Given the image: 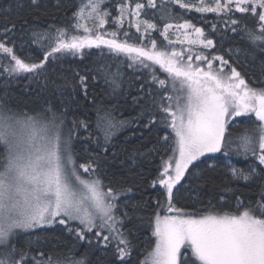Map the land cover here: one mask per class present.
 Segmentation results:
<instances>
[{
	"label": "snow or ice",
	"instance_id": "obj_1",
	"mask_svg": "<svg viewBox=\"0 0 264 264\" xmlns=\"http://www.w3.org/2000/svg\"><path fill=\"white\" fill-rule=\"evenodd\" d=\"M30 3L37 5L38 0H30ZM103 4L104 0H88L87 5L73 13L75 23L57 29L55 34L50 31L52 26L40 29L37 24L31 25L32 44L43 51V59L38 63H26L15 54L14 47L7 46L8 34L15 32V23L3 29L5 39L0 40V54L10 58L3 73L12 78L20 73L35 74L31 79L37 83L40 92L48 91L51 84L55 99L45 101L39 110L29 111L19 103L13 105L14 93L0 94V264H87L88 255L77 256L75 245L65 252L47 255L37 251L41 246L38 241H33L29 230H43L44 226L52 225L63 226L76 241H84L94 234L95 244L100 249H107L115 241L112 264H128L133 250L128 238L132 229H125V224L136 227L133 222L142 219L136 214L144 205L132 203L129 210L130 198L120 204L121 191L111 182L105 184L100 176V152L87 153L86 163L78 164L80 157L75 151L77 141L90 142L102 149L107 158V149L115 148L113 138L116 133L131 123L128 119L117 118V113L122 115L120 101L131 95L129 89L135 83L132 78L126 79L123 65L116 63L121 54L130 61L127 62L129 69L139 63L144 71L158 65L167 73V79L152 75L153 87L147 92L141 84L136 89L139 95L132 96V103L141 107L140 117H151L145 128L159 124V130L165 131L158 143H168L167 130L171 129L176 142L173 151L178 152L169 157L160 177L153 181V185L159 183L165 190L169 214L156 215L152 231L155 244L140 264H264V167H261L264 166V87L250 86L236 67H231L227 73L230 65L223 56L210 59L203 51H196L214 50L215 43L206 38L202 28L188 20L175 25L166 23L160 31L157 24L137 19V32L142 26L144 28L141 40L148 38L149 30L160 31L168 41L166 47L172 48L171 53L157 51L155 40L148 50L127 40L121 42L115 38L116 32L111 33L114 38L106 39L99 32L110 18V13L101 8ZM175 6L224 15L233 14L235 6L236 13L258 16L256 29L241 26L239 20L228 21L225 27L264 54V0H160L159 5L157 0H147L146 4L135 3L134 8L121 0L118 5L120 15L112 18V23L122 30L120 26L125 15L130 13L139 18L145 8L158 9L162 20L170 19ZM15 7L17 10L23 7L20 0H16ZM5 11L10 12V9ZM89 22L92 27L88 26ZM23 24L27 25L28 21L24 20ZM172 28L177 32L184 30L183 39L177 36L180 45H188L183 51H177L176 42L168 39ZM81 29L85 35L66 38L69 30ZM212 31H219L217 24L212 25ZM101 45L107 46L108 53L101 49L100 56L81 70L83 74L75 71L71 79L63 75L57 77L62 83L49 82L47 75L41 80L42 70L50 58L83 56V49L100 48ZM45 48L48 50L44 51ZM232 51L229 49L230 53ZM235 51L239 53L240 49ZM252 57L255 59V53ZM97 81L103 82L105 95L116 103L97 100L95 92L90 91ZM253 83L264 84V60L260 62V79H254ZM85 102L91 105L88 111L94 115L73 119L65 133L68 111L85 107ZM249 114L255 115V121ZM157 115L160 116L158 121ZM81 130L86 133L84 137L79 135ZM205 153H223L225 157L235 153L246 159L250 154L253 163L247 170L228 163L223 171L228 183L257 182V199L248 200L245 207L240 197H236L235 213L197 215L194 211L174 207V189L182 180L189 181L185 187L193 195V207L202 203V193L210 183H215V164L204 169L194 164ZM117 154L114 151L113 157ZM149 154L138 152L128 156L131 161L128 171L132 172L138 163L137 157ZM123 191L131 192L132 188ZM223 191L232 192L233 189L225 187ZM220 199L225 197L221 195ZM160 203L157 199V204ZM22 236L28 238L20 247ZM88 244L91 247L92 240H88ZM182 249L185 250L183 253Z\"/></svg>",
	"mask_w": 264,
	"mask_h": 264
},
{
	"label": "trees",
	"instance_id": "obj_2",
	"mask_svg": "<svg viewBox=\"0 0 264 264\" xmlns=\"http://www.w3.org/2000/svg\"><path fill=\"white\" fill-rule=\"evenodd\" d=\"M87 0H38L37 5H32L30 0H20L23 7L17 10L15 7L16 0H0V40H4L3 29L11 27L13 23L16 25L15 32L8 34L7 46L14 47L15 54L24 59L26 63H38L43 59V51L39 49L37 45L32 44L30 26L33 24L39 25L40 29L49 28L50 31L55 34L57 29L68 28L74 24L72 19L73 13L77 12L79 8ZM121 0H104V4L101 6L103 11L110 13L108 22L100 29V33L105 35L106 39L114 38L111 33L116 32L121 42L127 40L128 43L135 46H144L148 50H151L152 41H157V51H167L171 53L172 48L166 47L168 41L160 35V31L163 30L164 24L171 23L173 25L183 23L188 20L195 27L202 28L206 33V38L214 40L215 49L201 50L210 59L213 56H223L225 60L229 61V67L226 69L229 73L231 67H236L238 71L245 77L246 81L252 87H264V84L253 83V80L260 79V62L264 60V54L252 48L245 40L240 38L239 34L233 33L230 28L225 27V23L231 20H239L240 25H246L248 28L256 29L258 16L251 14H241L235 12V6H233V14L224 15L216 13H199L195 9L184 10L175 6L172 18L161 19L158 9L153 10L145 8L142 11L140 19L149 20L151 23L157 24L160 31L149 30L150 35L147 39L141 40L144 35V28H141L140 32H137L136 28L128 23L123 22L122 30L112 23V18L119 16L118 5ZM124 2L131 7H135V3H147V0H124ZM188 2V0H185ZM198 2V0H196ZM211 2V0H210ZM157 4H160V0H157ZM169 7H172L171 5ZM6 9H10V12H6ZM27 20L28 24H23V21ZM217 24L219 31L213 33L212 25ZM92 27V26H89ZM175 29V28H172ZM191 30V29H190ZM125 33L128 35L125 36ZM96 33L94 32L93 35ZM73 35L83 36L85 33L82 30L75 31L69 30L68 37ZM223 37V38H222ZM171 41V40H170ZM188 45H180L176 42L175 48L177 51H183ZM239 48L240 52L235 50ZM101 49L104 53H108L107 46L101 45L100 48L95 46L91 49H83V56H71V55H57L54 58H50L47 67L42 70L41 80L44 79V75H47L49 82L56 80L57 83H62L57 77L63 75L71 79L73 72L81 71L86 66H89L91 62L100 56ZM229 49L233 51L230 53ZM48 49L45 48L44 51ZM252 53H255V59L252 57ZM115 59V57H113ZM187 57L185 56V60ZM10 58L6 55L0 54V94L7 91L10 94L14 93L16 99L13 101L15 106L17 103L21 107H27L29 111L39 110L45 101L49 99H55V94L51 89V84L46 92L41 93L40 89L35 81L31 79L32 75L28 73H20L14 78L8 77L3 73V67L9 64ZM127 57L125 54H121L116 63L123 65V71L125 72L126 79L132 78L134 80V87L130 88L131 95L123 98L120 103L122 108L120 111L122 115L117 113L118 119H128L131 123L125 126L122 130L118 131L113 138L115 148L109 147L107 149V158L103 156V150L97 149L94 144L88 142L85 144L83 141H77L75 143V151L79 153L78 163L84 164L88 160L87 153H101V168L100 176L103 178L105 184L111 182L112 186L121 191L119 197L120 204H123L125 200L130 198L129 210L131 204L141 202L144 206L136 215L141 217L140 220H135L132 224H125V229H132L129 239L132 242L133 250L128 260V264H140V261L144 259V255L149 252L153 246V219L157 211H159L164 204H167L165 190L160 185H153V181L158 180L160 168L162 164L173 154V142L174 134L171 133V129L167 132L170 135V139L167 144L162 141L158 143L161 137L165 135V131H161L160 125L150 126L145 128L144 125L151 119L150 116L140 117L141 107L132 103V96L139 95L136 91L141 84L144 85V91H149L153 87L151 84L152 75L157 76L159 79H167V73L159 68L158 65H152L147 71H144L140 64L137 63L133 68L127 67ZM151 64L152 62H147ZM219 65V62H216ZM153 68L155 71L153 72ZM81 74L83 72L81 71ZM139 78V79H137ZM78 79V77H77ZM127 88V84L124 85ZM106 86L102 81H97L93 89L97 100L103 99L106 103H116L115 100H110L105 95ZM164 95V93H160ZM143 103V102H142ZM165 103H167L165 101ZM86 106L77 109L76 111H68L66 121L67 129L71 127L73 119H87L94 114L88 109L90 104L85 102ZM251 119L255 121V117L251 114ZM157 121L160 116L157 115ZM240 122V121H238ZM79 135L84 137L86 133L80 131ZM235 147V145H233ZM85 148L87 152H85ZM155 149V150H153ZM2 151V150H0ZM118 153L113 157V152ZM138 152H150L145 157H137L138 163L133 166L132 172L128 171V164L131 163L127 159L133 153ZM121 161L124 163L121 164ZM231 163L233 167L238 169L247 170L250 163H253L251 155L246 159L244 155H236L233 153L231 156L225 157L223 153H211L202 156L194 164L197 168L204 169L209 164L216 165V172L213 173L215 183H210L202 193L203 201L193 207V195L189 189L185 186L189 184L188 180H182L178 184L175 191V198L173 204L176 208L183 209L189 212H196V214H224L235 213L237 208L236 197H240V200L247 206L248 200L255 201L257 199L256 193L259 191L257 182L251 184L243 181L228 183V178L225 177L224 171L226 165ZM191 167V166H190ZM263 167V166H261ZM196 169H193L195 171ZM131 187V192H124L123 189ZM225 187L233 189L232 192L223 191ZM223 195L224 200L220 197ZM157 199L160 200V204H157ZM209 201L211 206H209ZM119 210L117 215L120 214ZM243 209H241L242 211ZM32 239L34 242L39 243L41 246L37 251H43L45 255L49 252H65L68 247L76 246V255L81 256L88 255L87 264H112L113 251L115 248V241L111 243V246L107 249L97 248L95 244L94 234H90L84 241H76L74 235L69 234L68 231L60 225H52L45 227L43 230L33 229ZM27 236L21 237V243L18 245L23 246L22 241L26 240ZM88 240H92V246L88 244ZM55 246V247H54ZM35 254V252H33Z\"/></svg>",
	"mask_w": 264,
	"mask_h": 264
},
{
	"label": "rangeland",
	"instance_id": "obj_3",
	"mask_svg": "<svg viewBox=\"0 0 264 264\" xmlns=\"http://www.w3.org/2000/svg\"><path fill=\"white\" fill-rule=\"evenodd\" d=\"M87 3H88V0L81 6V7H83L84 5H87ZM132 8H134V7H132ZM85 15H87V12H85ZM120 15V14H119ZM137 19L139 20V21H142L141 19H140V17L139 18H136V17H133V16H131V14L129 13V14H127V15H125V17H124V21L123 22H125V23H128L129 25H132L134 28H136L135 27V23H136V21H137ZM88 26H92V24H91V22H89V25ZM141 28H143V26L141 27ZM82 30V29H81ZM83 31V30H82ZM101 30H99V32H100ZM183 29H181V30H179V32H177V30L176 29H169V40H171V41H175V42H178L177 41V36L178 35H180V38L181 39H183V36L181 35L182 33H183ZM189 32H192V30H190L189 29ZM193 37H194V32H193ZM187 45V44H186ZM217 67H219V65H217ZM227 71V70H226ZM227 73H228V71H227ZM229 73H230V71H229ZM249 115H251V114H249ZM254 117H255V115L254 114H252ZM174 139H175V136H174ZM176 148V142H175V140H174V142H173V149H175ZM207 154H211V153H205V155H207ZM173 155H178V152L177 153H174V151H173V154H172V156ZM201 158V157H200ZM167 161V160H166ZM165 161V162H166ZM165 162L161 165L162 166V168H160V172H159V177H160V174L162 173V171H163V168H164V165H165ZM78 163V162H77ZM78 164H80V163H78ZM173 167H174V161H173ZM264 167V166H263ZM80 171H81V173L82 174H84L83 173V169H80ZM85 176L87 175V174H84ZM156 185H159V183H156ZM161 186V185H160ZM106 190V189H105ZM118 199H119V197H118ZM174 205V204H173ZM174 207H175V205H174ZM157 214H159L160 216H164V215H167V214H169L168 212H167V204H164V206L159 210V211H157V213L155 214V216H154V219H153V227H154V221H155V217H156V215ZM197 215H202V214H197ZM73 227L75 226V224H73L72 225ZM45 227H48V226H44V228ZM33 230V229H32ZM30 231V230H29ZM105 235H107V232H105L104 233ZM153 239H154V241H153V246H152V248L154 247V244H155V238L153 237ZM151 248V249H152ZM151 251V250H150ZM185 250L184 249H182V253L184 252ZM187 252H188V254L190 255V249H188L187 250Z\"/></svg>",
	"mask_w": 264,
	"mask_h": 264
}]
</instances>
